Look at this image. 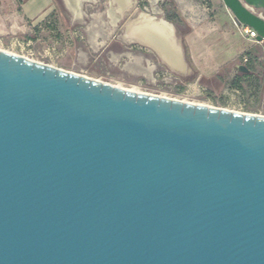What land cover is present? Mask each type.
Masks as SVG:
<instances>
[{
  "label": "water",
  "instance_id": "water-1",
  "mask_svg": "<svg viewBox=\"0 0 264 264\" xmlns=\"http://www.w3.org/2000/svg\"><path fill=\"white\" fill-rule=\"evenodd\" d=\"M0 264H264V116L0 50Z\"/></svg>",
  "mask_w": 264,
  "mask_h": 264
},
{
  "label": "rangeland",
  "instance_id": "rangeland-1",
  "mask_svg": "<svg viewBox=\"0 0 264 264\" xmlns=\"http://www.w3.org/2000/svg\"><path fill=\"white\" fill-rule=\"evenodd\" d=\"M116 1L118 8L120 4V8L129 4V0ZM54 2L56 9H64L61 0ZM107 2H86L79 23L62 22L54 33L41 34L42 45L58 40L59 48L65 50L55 61L57 68L135 89L138 93L264 116V41L249 39L244 33L246 26L235 24L222 0H203L207 9H179L175 0H130L129 8L118 14L115 24L110 23L107 14L113 9H103ZM0 10L7 14L12 12V9ZM175 13L179 17L167 19L166 15ZM152 16L164 18L173 27L181 46L182 72L170 68L152 47L140 44L133 36L132 39L127 37L131 32H145L148 23L156 22ZM3 17H0L1 29H9L6 23L9 20ZM135 18L126 30L127 22ZM93 23L96 27L91 26ZM8 31L0 34V50L16 54V50L9 47L15 35ZM190 31L198 36L195 54L192 56L190 52L189 56L194 63L187 59L180 42L182 35ZM249 57L254 60L252 75L256 80L247 87L243 83L246 92L239 91L237 95L229 82L236 73H243L238 71V64L249 66ZM43 62L51 64L48 59Z\"/></svg>",
  "mask_w": 264,
  "mask_h": 264
},
{
  "label": "crops",
  "instance_id": "crops-1",
  "mask_svg": "<svg viewBox=\"0 0 264 264\" xmlns=\"http://www.w3.org/2000/svg\"><path fill=\"white\" fill-rule=\"evenodd\" d=\"M92 1L93 0H61L64 9H56L54 0H0V9H12V12L10 14H7L8 12H5V10H0V17L4 16L3 18H8L9 21L6 23L7 25H9V29L14 33L15 36L19 37L22 40H29L34 50H40L45 46L40 43L41 34L45 32L47 33V31L54 33L56 28H59L58 24L62 22H65L66 24L79 23L82 19L81 9H83V5L86 2ZM175 1L179 6V9H207L205 3H202L203 0H188L189 2H186L184 0ZM121 5L122 4H120V6ZM120 6L118 8V3L116 0H108V2L103 6V9H113L108 10L107 13L110 23L115 24L117 22L118 14L129 8L130 0L129 4L126 7L120 8ZM117 9L123 10L118 11ZM138 16L139 14L137 15V17ZM136 18L127 22V24L125 25L126 30L129 29L128 23L135 21ZM160 18L162 17H154V20L157 21ZM91 26L96 27L95 23H93ZM9 29L6 27L4 30V28L1 29L0 26V34L9 32ZM173 35L176 38L174 30ZM197 37V34H194V32L191 31L185 33L184 35V41L187 45L189 56L190 52L192 56H194L195 54L198 40ZM180 42L182 43V38ZM177 43L182 58L181 46L178 40ZM142 45L150 47V45L145 43H143ZM157 54L160 56L158 52ZM163 60L165 61V59ZM191 61H193L194 63L193 59Z\"/></svg>",
  "mask_w": 264,
  "mask_h": 264
},
{
  "label": "bare ground",
  "instance_id": "bare-ground-1",
  "mask_svg": "<svg viewBox=\"0 0 264 264\" xmlns=\"http://www.w3.org/2000/svg\"><path fill=\"white\" fill-rule=\"evenodd\" d=\"M146 26L147 30L145 32H140L138 34L131 32L127 36L130 38H132L133 36L134 39L138 42L150 45V47H153L160 54V56L165 59V61L169 64L170 68L182 72L184 69V64L182 62L178 44L173 35L171 24L165 21L164 19L160 18L155 23H148ZM113 86L138 93V91H136L135 89H129L125 87L123 88L118 85ZM157 96L164 97L163 95ZM202 105L211 107L206 104Z\"/></svg>",
  "mask_w": 264,
  "mask_h": 264
},
{
  "label": "built area",
  "instance_id": "built-area-1",
  "mask_svg": "<svg viewBox=\"0 0 264 264\" xmlns=\"http://www.w3.org/2000/svg\"><path fill=\"white\" fill-rule=\"evenodd\" d=\"M244 33L247 34L248 38L255 41V36L256 33L249 27H244ZM59 41L58 40H54L49 44H46L44 47H42V49L40 50H34L31 46V42L29 40H22L17 36H13L11 37V40L9 41V47L11 49H15L16 50V54L20 55L22 57L28 58L30 60L33 61H37L43 64V61L45 59H48L51 64H47V65H51L56 67V63L55 61L61 57L65 50L64 48L60 49L59 48ZM11 53V52H10ZM232 92H234L235 94L239 95V90L236 88H231ZM244 105V103H243ZM242 106V105H241Z\"/></svg>",
  "mask_w": 264,
  "mask_h": 264
},
{
  "label": "trees",
  "instance_id": "trees-1",
  "mask_svg": "<svg viewBox=\"0 0 264 264\" xmlns=\"http://www.w3.org/2000/svg\"><path fill=\"white\" fill-rule=\"evenodd\" d=\"M175 9H176V7H174ZM166 17H167V19H172V18H174V17H179V15H178V13L176 14H174V15H166ZM187 33V32H186ZM184 35L185 34H183L182 35V44H183V48H184V51H185V53H186V55H187V59L189 60V61H191L190 60V58H189V53H188V48H187V45H186V43H185V41H184ZM246 55H248V56H250V54H246ZM254 62V60L253 59H251L250 57H249V61H248V63H249V66L247 67L251 72H243V73H236L232 78H231V80H230V86L232 87V88H236V89H238L239 91H241V92H246V87L247 86H251L253 83H254V81L256 80V78L255 77H253V75H252V69L254 68L253 66H252V63ZM243 83L244 84H246V87L243 85Z\"/></svg>",
  "mask_w": 264,
  "mask_h": 264
}]
</instances>
